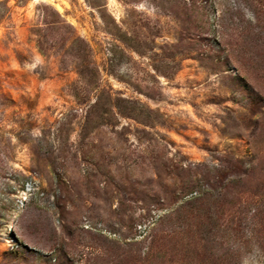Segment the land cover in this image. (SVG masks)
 Wrapping results in <instances>:
<instances>
[{"label":"rangeland","instance_id":"obj_1","mask_svg":"<svg viewBox=\"0 0 264 264\" xmlns=\"http://www.w3.org/2000/svg\"><path fill=\"white\" fill-rule=\"evenodd\" d=\"M0 264H264V0H0Z\"/></svg>","mask_w":264,"mask_h":264},{"label":"trees","instance_id":"obj_2","mask_svg":"<svg viewBox=\"0 0 264 264\" xmlns=\"http://www.w3.org/2000/svg\"><path fill=\"white\" fill-rule=\"evenodd\" d=\"M198 198H201V197L199 196ZM194 217H195V216H194ZM207 218H208V217H207ZM207 218H206V219H207ZM199 225H200V226H199L200 228H205L204 223L201 222V223H199ZM199 230H200V229H199ZM199 230H198V231H199Z\"/></svg>","mask_w":264,"mask_h":264}]
</instances>
